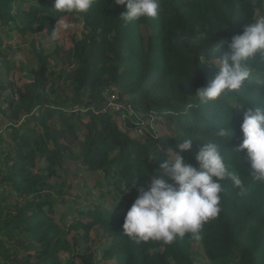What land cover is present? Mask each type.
Here are the masks:
<instances>
[{"label": "trees", "instance_id": "16d2710c", "mask_svg": "<svg viewBox=\"0 0 264 264\" xmlns=\"http://www.w3.org/2000/svg\"><path fill=\"white\" fill-rule=\"evenodd\" d=\"M53 4L54 0H0V28L51 37L56 19L62 15L52 9ZM159 4L156 19L131 23L119 17L126 7L115 5L114 0H94L87 14H70L82 21L83 32L65 54L77 67L62 80L57 92L71 98L61 101L56 94V100L50 99V56L39 50L32 81L6 100V137L0 136L5 146L1 183L8 184L19 198L31 200L13 202L0 211V238L28 240L25 249L33 254L27 255L25 264L29 260L34 264H94L89 249L73 252L53 217L54 200L43 198L55 192L51 180L58 177L67 160H81L91 173L111 171L114 191L125 202L118 210H86L89 222H76L73 227L85 244L95 226L108 236L103 261L195 264L192 251L198 244L207 264H264V182L251 173L246 150H234L243 139L241 111L264 105V61L259 55L250 61L257 77H251L239 91L225 93L208 104L194 96L218 72L214 66L207 68L208 63L198 66L197 49H219L205 51L209 61L213 56L222 57L229 51L230 38L255 23L257 14L264 15V0H159ZM144 26L150 30L146 37L141 31ZM202 33H207V39H199ZM191 40L196 43L190 47ZM0 63L7 67L1 56ZM110 87L117 88L120 100L143 118H125L121 130L110 114H68L74 106L100 104L102 93ZM149 115L166 120L179 130L180 137L156 138L147 127L144 139L130 138V130L140 127ZM220 127H230L233 135H214ZM80 129L82 139L76 134ZM185 137L194 139L192 149L182 153L186 161L195 165L203 143L215 142L229 169L241 175L243 187H234L227 178L222 182V211L204 224L199 240L189 234L172 244L137 242L123 232L137 188L146 186L151 175L161 176L159 165L167 158V149ZM71 143L78 154L72 153ZM41 161L44 166L38 167ZM161 178L168 180L164 173ZM135 183L137 187L131 188ZM125 186L130 189L124 194ZM63 254L68 255L64 263Z\"/></svg>", "mask_w": 264, "mask_h": 264}, {"label": "clouds", "instance_id": "9594fccd", "mask_svg": "<svg viewBox=\"0 0 264 264\" xmlns=\"http://www.w3.org/2000/svg\"><path fill=\"white\" fill-rule=\"evenodd\" d=\"M93 3L94 0H54L52 9L62 15L56 19L51 38L56 40L61 32L72 29L74 25L68 21V16L87 14ZM114 3L126 7V11L119 16L125 23L141 18L156 19L160 12L159 0H114ZM254 20L255 23L230 38L227 42L229 51L222 57L213 56L209 61L205 51L214 53L219 49H197L198 66L211 62L218 67L214 78L194 95L201 104L216 101L225 93L239 91L252 77L250 61L257 55L264 61V15ZM199 39H207V33H202ZM195 43L191 40L189 46ZM241 112L243 139L234 150L237 153L246 150L251 173L264 182V105L248 107ZM214 135L231 137L233 132L230 127H220ZM193 141L185 137L174 148L167 149V158L160 163L159 169L168 180L151 175L146 186L137 188V198L123 223L126 236L135 238L137 242L151 240L164 244H172L177 238L189 234L199 240L204 224L217 218L222 211V182L227 178L234 187H243L241 175L229 169L220 145L215 142L203 143L195 157V165L186 161L182 153L192 149ZM136 187L137 183L131 188ZM129 189L125 186L124 194Z\"/></svg>", "mask_w": 264, "mask_h": 264}, {"label": "rangeland", "instance_id": "374dc122", "mask_svg": "<svg viewBox=\"0 0 264 264\" xmlns=\"http://www.w3.org/2000/svg\"><path fill=\"white\" fill-rule=\"evenodd\" d=\"M259 16L261 14H257L256 18ZM68 21L74 27L67 32H61L56 41H53L51 37L44 33L20 35L16 31L9 33L7 29L0 28V56L6 59L8 67L1 66L2 63H0V131L3 138L6 137L5 127L7 126V114H4L7 111L6 100L17 89H21L26 83L32 81V71L38 67L36 51L42 50L45 55L50 56L48 66L50 73L48 82V92H51L49 95L50 99L56 100V94L60 95L61 101L71 98L70 95L66 97L62 93L57 92V89L62 80L66 76L72 75L77 67L76 63L70 61L65 54L71 49L73 41L81 39L83 23L75 15L68 16ZM141 31L146 37L150 30H146V26H144ZM210 66L214 65L209 62L207 68ZM214 67L218 70L217 66ZM252 77L256 78L257 76L252 74ZM153 120L149 121L150 126L147 127L151 130V133H154L152 134L154 137L170 136L176 139L180 137L179 130L168 124L163 118L153 117ZM29 127H32V125L30 124ZM76 134L79 139H82L83 130H78ZM71 151L73 154H78V148L74 143H71ZM37 166L43 167L44 163L42 161L38 162ZM111 175V171L108 173H91L81 160H67L61 169L58 170V177L51 180V185L55 188V192L43 195V198L48 197L54 200L53 217L59 223L64 238L72 245L73 252L81 253L86 248L89 249L94 255V264H115L113 261L105 262L102 260L103 251L109 245L108 236L95 226L89 234V241L85 244L81 239V234L76 233L73 227L76 222H89L85 217L86 210L93 211L99 208L107 211L124 207L123 197L117 195L114 191L115 185L113 183L115 179L111 178ZM15 198L8 184L2 182L0 211L2 209L5 210L11 203L16 202ZM1 219L5 221L6 218L3 215ZM1 242L4 243V246L3 248L0 246V264H25L27 255L33 254L25 249L28 240L24 237L21 240L16 237L12 239L1 237ZM192 253L195 264L208 263L200 245H194ZM67 259V254L61 255L63 263ZM34 263V260L27 262V264Z\"/></svg>", "mask_w": 264, "mask_h": 264}, {"label": "built area", "instance_id": "2783aa9c", "mask_svg": "<svg viewBox=\"0 0 264 264\" xmlns=\"http://www.w3.org/2000/svg\"><path fill=\"white\" fill-rule=\"evenodd\" d=\"M102 102L100 104L96 105H89L87 107H80V106H74L68 110V114L74 113L79 115H86V114H92L94 116H103L110 114L114 116L115 121L117 122L119 128L123 130V125L125 118H131V117H138L143 118L141 115H137L133 109L126 105L124 102L120 100L119 90L115 87H110L102 93ZM153 117L157 118L154 115H149L144 122V120H141L140 127L132 128L129 132V137L135 140H142L145 137V128L147 126H150L149 121H154ZM20 124L17 125V127ZM2 132L0 131V136ZM5 157V146L0 141V195L2 193V171H3V159ZM160 177H163V173H160ZM12 191V190H11ZM14 196L16 197V201L20 202L21 204H24L26 201L31 200V197H23L19 198L17 194L12 191Z\"/></svg>", "mask_w": 264, "mask_h": 264}]
</instances>
